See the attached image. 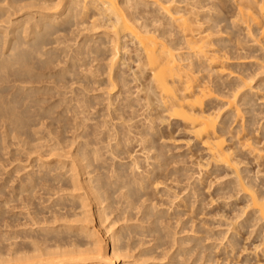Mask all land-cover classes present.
I'll return each instance as SVG.
<instances>
[{"label":"bare ground","instance_id":"bare-ground-1","mask_svg":"<svg viewBox=\"0 0 264 264\" xmlns=\"http://www.w3.org/2000/svg\"><path fill=\"white\" fill-rule=\"evenodd\" d=\"M177 141L196 175L172 165ZM212 175L226 179L210 190ZM227 199L224 241L191 216L177 235L182 214ZM251 259L264 264V0H0V264Z\"/></svg>","mask_w":264,"mask_h":264},{"label":"rangeland","instance_id":"rangeland-1","mask_svg":"<svg viewBox=\"0 0 264 264\" xmlns=\"http://www.w3.org/2000/svg\"><path fill=\"white\" fill-rule=\"evenodd\" d=\"M241 37H242V34H241V31H239L238 32V38L241 39ZM233 68H235V67H233ZM180 137H182V134L176 135V138H180ZM183 152H184V146L182 145V143H180V141L174 142L172 145L169 146V149H168L169 155H173L176 158V159H174L176 162L172 163V165H176L178 167H184V168H186L187 173H189V174L192 173V174L196 175V173H193L195 170H192V167H191L193 165H191L188 157L187 156L185 157L183 155ZM6 156H7V154H6ZM27 162L28 161L26 159V164H25V162L24 163L22 162L23 163L22 164L21 161L19 163L21 165H25L26 167L27 166L29 167ZM14 163L16 164L18 162L13 161V164ZM13 164L11 162V166ZM8 167H9V170L12 168V167H10V164L7 165V168ZM26 167L24 168L26 171H27V169L28 170L30 169V167L29 168H26ZM5 168L6 167H4V169ZM7 168L5 171H4V169H2V171L4 172V174L6 176H7L6 171L7 172L9 171ZM24 169L22 171L23 173H24ZM20 172H19V174H21ZM184 172H186V171H184ZM4 174H1V175H3L1 177H6V176H4ZM19 174L17 173L15 176H18ZM184 174H186V173H184ZM225 179H226V177L219 178L218 180H216V178L213 177V175H212L211 180H213V182H212L210 190H213L215 188L217 181H222ZM185 182H186V180L184 179L180 183L179 182L170 183L172 185L170 190L179 192L180 196H183L186 193V190L182 187L185 184ZM14 183H16V182H14ZM156 199H158V207L160 209L164 208V209H168L169 211L173 209V207L175 206V204H177V202H179V198H174V199L168 198L166 194H163V195L159 194ZM225 201L227 202V204H223V202H221V200H220L219 201L220 206H217L218 203H214L213 205L210 206L207 203V200H205L201 213L196 214L194 212L195 214L193 215L192 213L187 212V213L182 214L181 217H179L180 220L177 222V230L179 231V233H177V235L178 236H185V235L191 233L189 229L192 225V222L187 220L189 218V216H191L190 218L193 219V225L194 224L197 226L200 225L203 229L208 230V233L210 235H209V238L205 240V243H207V244L215 243L216 245H218L220 242L224 241V239H222L221 236L223 234V231L225 233L227 231L226 229L228 228V226H227L226 222H228L229 217H231L234 214L232 209H231L232 208L231 199H227ZM12 204L9 205V207L11 206V208L9 209L10 211H11V209L12 210L14 209V213L15 212L18 213L22 210L18 207L17 209H20V210L18 212L15 211L16 207L12 208ZM42 204H44V202ZM14 206H15V204H14ZM11 213H13V212L11 211ZM186 221L188 222L186 225L187 227L183 228L182 226H184L183 224ZM229 222H230V220H229ZM174 224H175V222H174ZM230 232H231V230L229 228V231L227 234H230ZM249 241L250 240L248 239L246 246L249 245ZM219 253H220V251H219ZM219 253L216 252L215 254H219ZM243 255L244 254H242V257H243ZM234 264H237V263H234ZM238 264H256V262L254 259H251L250 261H247V262L241 260Z\"/></svg>","mask_w":264,"mask_h":264}]
</instances>
